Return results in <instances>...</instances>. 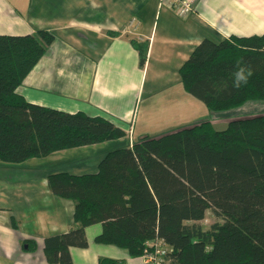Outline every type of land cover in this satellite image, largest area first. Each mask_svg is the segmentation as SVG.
<instances>
[{
    "label": "trees",
    "instance_id": "obj_1",
    "mask_svg": "<svg viewBox=\"0 0 264 264\" xmlns=\"http://www.w3.org/2000/svg\"><path fill=\"white\" fill-rule=\"evenodd\" d=\"M48 31L0 36V161L34 158L118 141L125 131L102 117L28 102L19 87L47 53ZM144 52V47L137 45ZM251 68L236 88L234 72ZM183 89L212 112L264 101V34L203 40L180 69ZM51 193L74 203V226L46 238L48 264H73L87 249V229L101 225L95 243L143 254L162 240L169 264H264V113L232 119L217 131L205 120L132 146L116 147L92 174L53 173ZM210 214L216 221L203 224ZM14 222V221H13ZM15 225V223H13ZM28 250L37 243L27 241ZM99 264H120L101 259Z\"/></svg>",
    "mask_w": 264,
    "mask_h": 264
},
{
    "label": "crops",
    "instance_id": "obj_2",
    "mask_svg": "<svg viewBox=\"0 0 264 264\" xmlns=\"http://www.w3.org/2000/svg\"><path fill=\"white\" fill-rule=\"evenodd\" d=\"M132 21L137 29L129 33ZM41 30L55 40L18 93L33 104L105 118L126 137L79 148L87 154L69 161L54 159L47 172L40 165L0 163V264H48L44 240L73 228L75 205L51 193L49 175L95 173L107 152L160 136L151 128L168 125L163 132L170 133L208 120L219 132L243 119L245 113L235 111L210 119L204 104L183 89L180 69L205 39L263 35L264 0H196L187 17L159 0H0V36ZM144 100L145 123L138 128ZM101 231L99 224L87 229L89 247L71 250L73 264H143L141 256L95 243ZM27 241L37 249L29 251Z\"/></svg>",
    "mask_w": 264,
    "mask_h": 264
},
{
    "label": "rangeland",
    "instance_id": "obj_3",
    "mask_svg": "<svg viewBox=\"0 0 264 264\" xmlns=\"http://www.w3.org/2000/svg\"><path fill=\"white\" fill-rule=\"evenodd\" d=\"M146 106H147V102L144 100L143 104H142V107H141V114H140L141 116L139 117L138 128H139L140 124L142 125V124L145 123V122H142V113H143L144 109L146 108ZM203 106H205V105H203ZM234 111L236 113H245L244 115H246V116H243V118H245V119L246 118H252V117L255 118V117H257L259 115H262L264 113V101L250 102V103L245 104L242 107H239L238 109H235L233 111H228V112L216 113V112H212V111H209L208 109H206V112H208L206 115L210 119H214L216 116H225V115H228L229 112L231 113V112H234ZM230 122H231V120H230ZM218 124H219V122L216 125H218ZM221 124H223V122ZM228 126H229V123L226 124V128L223 129V130H226L228 128ZM170 127L171 126H168V125H162V126H159V127H156V128H151V130H150L151 132H149V133H151L152 135H161V134H158V132L159 133H167L168 130L166 132H163V131H165V129H170ZM219 127L220 126H218V129H219ZM68 152H70V153H60L61 155H58V156L54 155L55 154L54 153L53 154L54 156L51 155L52 157L49 156V157H45V158L30 159V160L26 161L24 163V165L25 166H29V167L39 166L40 165L38 170L46 169V172H47V170L50 169V168H47L48 165H51L52 163H54L55 162L54 159H56L57 161H59V160L63 161L64 159H65V161H67V160L69 161V160L73 159L74 157H77L78 155L87 154L88 151H80L78 149H72V151H68ZM0 163H1V161H0ZM37 173L40 174V172H37ZM0 177L2 178L3 176H0ZM47 187H48V185H47ZM211 217L212 216L210 214H208L206 220L203 223L206 228L211 226V224L216 221L214 218H211Z\"/></svg>",
    "mask_w": 264,
    "mask_h": 264
},
{
    "label": "built area",
    "instance_id": "obj_4",
    "mask_svg": "<svg viewBox=\"0 0 264 264\" xmlns=\"http://www.w3.org/2000/svg\"><path fill=\"white\" fill-rule=\"evenodd\" d=\"M196 0H159L160 7L168 6L181 17H187L194 11ZM129 33L137 29L135 21L129 25ZM168 249L162 240L150 241L141 255L143 264H167Z\"/></svg>",
    "mask_w": 264,
    "mask_h": 264
},
{
    "label": "clouds",
    "instance_id": "obj_5",
    "mask_svg": "<svg viewBox=\"0 0 264 264\" xmlns=\"http://www.w3.org/2000/svg\"><path fill=\"white\" fill-rule=\"evenodd\" d=\"M251 75V68L239 67L238 70L234 72V86L239 88L243 84H247Z\"/></svg>",
    "mask_w": 264,
    "mask_h": 264
}]
</instances>
